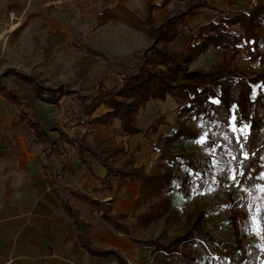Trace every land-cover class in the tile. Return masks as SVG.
<instances>
[{"label":"trees","instance_id":"trees-1","mask_svg":"<svg viewBox=\"0 0 264 264\" xmlns=\"http://www.w3.org/2000/svg\"><path fill=\"white\" fill-rule=\"evenodd\" d=\"M77 1L84 15L94 18L96 27H103L112 22H123L135 30L146 33L153 39V45L142 55L138 71L127 75L122 87L117 91L104 88L98 94H82L81 90H72L64 85L46 86L37 77L15 68L5 70L0 74V92L18 107L19 116L5 133L0 134V139L8 140L7 145H0V157L14 159L16 153L14 134L13 139L8 134V131L14 132V126H22L29 135H33L32 140L28 139V147L32 149V142L36 149L41 147L50 161L46 168L52 174H54L52 155L57 153L61 159L69 151L67 147L69 145L77 152L82 164L102 183L96 194H91L60 183L58 177L66 170L65 164L62 173L54 174L57 183L55 192L61 199L64 210L74 222L82 247L90 255L112 258L118 264H129L127 258L117 249L110 248L98 240L104 226L110 225L128 235L137 244L147 246L153 243L156 250L167 252L171 258L165 259V262L161 261L162 264H173V257L189 262L190 259L184 258L185 256L179 252L175 253L176 250L171 246L139 240L133 236L131 224L135 222L131 218H135L138 223L149 225L159 217L155 210L140 214L116 211L114 204L117 199L113 198L108 203L101 193L105 190L112 191L115 181L124 186L133 180L140 182V187L126 194V199H134L138 193L146 199L157 195L162 197L166 205L168 200L174 199L176 193L188 196L191 193L190 181L187 176L182 175L181 164L187 163L195 169L197 166L193 159L185 157L179 162L177 156L171 154L169 147L199 137L200 131L193 133L187 126H190L191 122L198 124L203 121L206 123L214 121V128L219 133L224 132L229 138L228 141L232 143L229 145L235 152L232 159L238 172L236 174L238 182L250 179L254 181V168L257 167L254 156L257 153L264 154V73L246 77L235 75L236 72L225 68L204 72L190 70L188 65L212 47L216 50L233 51L244 40L246 52L252 58L264 61V34L257 31L264 29V3L261 0L255 2L244 0V3L238 4L236 8L229 10L230 12H225L208 0H194L187 2L184 11L157 19L155 13L167 7L173 0L161 2L142 0L147 8L146 14H140L131 7L134 0H123L103 10H98L92 0ZM199 14H205L204 22L188 33L190 37L188 48L178 49L174 45L175 42L184 33V28L191 27L188 17ZM215 17H219V20L216 21ZM26 25L27 22L16 32L19 33ZM232 25L240 26L242 32L232 31ZM11 74L28 86L33 95L32 101L28 95L19 93L5 82L4 77ZM169 96L190 101V104L182 107L183 120H179L184 121L185 125L176 126L173 132L162 136L165 145L160 148L158 161L153 164L151 170H148L145 164L138 165L137 153L141 150L140 145L131 151L130 142L139 134L150 138L159 131L160 125L165 122V116L156 118L147 129H144L139 122V115L149 101L166 100ZM70 97H77L81 105L86 106V110L84 115L76 112L66 123L49 118L35 107V102L38 101L57 106ZM212 97L217 98V101ZM88 100L90 102L87 104ZM103 104L107 105L109 110L94 115ZM234 105L239 107L241 116L248 125L247 134L235 142L236 134L230 128ZM96 127L111 131L113 136L92 140L90 137L95 134ZM86 154L93 155L106 168V176L100 177L95 173ZM219 178L220 181H225L223 176ZM197 183L200 187L205 186L204 178L197 179ZM185 239L187 236L180 240ZM237 256L241 254L238 253ZM252 259H255L254 255H251V262ZM190 261L194 263L196 259Z\"/></svg>","mask_w":264,"mask_h":264},{"label":"rangeland","instance_id":"rangeland-1","mask_svg":"<svg viewBox=\"0 0 264 264\" xmlns=\"http://www.w3.org/2000/svg\"><path fill=\"white\" fill-rule=\"evenodd\" d=\"M120 1L123 0H92L98 10ZM189 1L194 0H173L167 7L157 11L155 16L162 19L184 11ZM208 1L217 2L225 12H230L239 4L235 0ZM261 1L264 3V0ZM131 7L140 14H146L147 8L142 0H134ZM188 18L191 27L184 28V33L175 42L178 49L188 48V33L204 22L205 14ZM215 20L218 21L219 17H215ZM25 22L27 25L17 33L16 30ZM0 26L5 34L0 74L8 68H15L37 77L46 86L64 85L72 90H81L82 94H98L104 88L119 90L124 78L138 71L142 55L153 45V39L146 33L123 22L96 27L94 18L84 15L77 0H0ZM232 31L242 32L238 25H232ZM257 31L264 34V29ZM245 44V40L240 42L233 51L212 47L191 62L188 68L204 72L225 68L236 72L235 75L246 77L264 73V61L252 58L246 52ZM4 80L11 88L32 99L28 86L15 75H7ZM217 90L220 91L219 87ZM212 99L217 101L215 97ZM188 104L189 100L174 96L148 102L139 115L141 126L147 129L160 116H165V122L150 138L139 134L132 139L130 150L133 151L138 144L141 148L137 153L138 165L145 164L151 170L158 161L160 148L165 145L162 136L173 132L176 126L185 125L184 121L179 120H183L182 107ZM35 107L60 123H66L76 112L84 115L86 110L77 97L67 98L57 106L38 101ZM108 110L109 107L103 104L94 115ZM231 122V131L236 134L235 142L248 132V125L236 105ZM116 124H119L118 120ZM214 124V121L191 122L187 127L193 133L200 131L199 137L169 147L179 162L185 157L193 159L197 166L195 169L187 163L181 164L182 175L190 181L191 193L188 196L176 193L166 205L162 197L157 195L146 199L138 193L134 199H126V194L140 187V182L133 180L131 185L113 190L111 195L118 198L121 208L130 213L157 212L159 217L149 225L131 218L135 222L131 224L133 236L139 240L171 246L176 250L175 253L183 254L188 260L196 259L193 263L173 257V264H264V154L257 153L254 156L257 165L254 168V181L250 179L239 183L232 159L235 155L230 146L232 143L224 132L219 133L214 128ZM10 134L12 136L14 132L10 131ZM109 135L112 137L113 133L96 127L95 134L90 138L96 140ZM67 147L69 154L74 152L69 145ZM1 166L3 175H0V183L5 187L10 175L4 171L12 163ZM220 176L225 181H220ZM199 178H204L205 186L198 185ZM185 236L187 239L181 241ZM136 246L137 254H126L129 264H162L170 257L167 252L156 250L153 243ZM236 251L241 256L238 257ZM251 255L255 256L252 262Z\"/></svg>","mask_w":264,"mask_h":264},{"label":"crops","instance_id":"crops-1","mask_svg":"<svg viewBox=\"0 0 264 264\" xmlns=\"http://www.w3.org/2000/svg\"><path fill=\"white\" fill-rule=\"evenodd\" d=\"M236 1L244 3V0ZM213 4L218 5L217 2ZM4 37L0 26V58L4 52ZM18 116V107L0 92V134L5 133ZM8 134L13 139L10 131ZM104 137L110 135L98 139ZM32 138L33 135H29L22 126H14V159L0 157V175H3L1 165L12 163L4 171L10 175L9 181L5 187L0 183V264H118L112 258L92 256L82 247L74 222L64 210L54 189L57 186L54 174L62 173L63 164L66 170L58 177L61 184L96 194L102 185L101 181L82 164L75 150L71 154L67 152L61 159L54 153V174L50 173L46 168L50 161L41 147L36 149L32 142V149H29L28 139ZM7 141L0 139V145H7ZM86 157L98 176H106V168L93 155L87 154ZM131 181L124 186L115 181L113 190L128 187ZM112 191L101 193L108 203L116 198L111 195ZM118 203L116 200L114 204L116 211L128 212ZM120 233L123 232L105 225L98 240L117 249L125 258L126 254H137V244L125 233L124 236Z\"/></svg>","mask_w":264,"mask_h":264},{"label":"built area","instance_id":"built-area-1","mask_svg":"<svg viewBox=\"0 0 264 264\" xmlns=\"http://www.w3.org/2000/svg\"><path fill=\"white\" fill-rule=\"evenodd\" d=\"M120 235H124V233H120Z\"/></svg>","mask_w":264,"mask_h":264}]
</instances>
